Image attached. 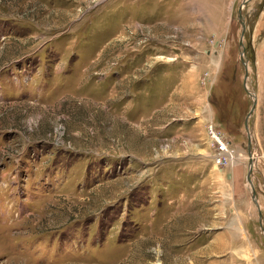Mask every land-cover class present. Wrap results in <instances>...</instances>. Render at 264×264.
I'll list each match as a JSON object with an SVG mask.
<instances>
[{
	"label": "rangeland",
	"instance_id": "374dc122",
	"mask_svg": "<svg viewBox=\"0 0 264 264\" xmlns=\"http://www.w3.org/2000/svg\"><path fill=\"white\" fill-rule=\"evenodd\" d=\"M244 2L0 0V264H264Z\"/></svg>",
	"mask_w": 264,
	"mask_h": 264
},
{
	"label": "water",
	"instance_id": "95a60500",
	"mask_svg": "<svg viewBox=\"0 0 264 264\" xmlns=\"http://www.w3.org/2000/svg\"><path fill=\"white\" fill-rule=\"evenodd\" d=\"M249 1H250V0H245L243 6L240 8L241 10H240L239 18H240V22H241L242 27L244 28V30H245V23H244L243 15L241 14V12L243 11L242 8H243L245 5H247ZM243 36H244V34H243ZM240 44L242 45V40H241ZM246 80H247V77L245 78V82H244V85H245V86H246ZM246 89L248 90V86H246ZM254 109H255V107L252 108L250 114L248 115V117H247V119H246V121H245L246 130H247L248 132H249L248 120H249V118H250V115L253 113ZM249 144H250V150H249V152H250V155H252L251 139H250V137H249ZM250 163H251V162H250ZM251 165H252V163H251ZM250 167H251V166H250ZM251 175H252V168L250 169V174H249V176H248V182H251V180H250ZM251 183H252V182H251ZM252 199H253L254 202H256V200H257V193H256V190H255L254 188H253V196H252ZM259 219H260V221H261V224L263 225V215H262V213H261V210H259Z\"/></svg>",
	"mask_w": 264,
	"mask_h": 264
},
{
	"label": "built area",
	"instance_id": "2783aa9c",
	"mask_svg": "<svg viewBox=\"0 0 264 264\" xmlns=\"http://www.w3.org/2000/svg\"><path fill=\"white\" fill-rule=\"evenodd\" d=\"M209 133L211 135V137L215 140V142L219 145H222V147L219 148V151H218V154H215L213 156L214 159H216L217 161H219V163L221 162V159L222 158H225L227 157V148L225 147V145H223L222 143H220L218 141L219 139V134L218 132L216 131L215 127L214 126H211L210 129H209ZM227 160V159H226ZM228 162V160H227Z\"/></svg>",
	"mask_w": 264,
	"mask_h": 264
},
{
	"label": "crops",
	"instance_id": "0c3cea01",
	"mask_svg": "<svg viewBox=\"0 0 264 264\" xmlns=\"http://www.w3.org/2000/svg\"><path fill=\"white\" fill-rule=\"evenodd\" d=\"M263 28H264V26H263ZM142 95H144V94H142ZM147 98H149V97H147ZM146 99V98H145ZM173 101H174V91L172 92V94H171V103H173Z\"/></svg>",
	"mask_w": 264,
	"mask_h": 264
},
{
	"label": "bare ground",
	"instance_id": "6f19581e",
	"mask_svg": "<svg viewBox=\"0 0 264 264\" xmlns=\"http://www.w3.org/2000/svg\"><path fill=\"white\" fill-rule=\"evenodd\" d=\"M261 56H262V54H261ZM262 61H263V57H262ZM262 61H261V64H262ZM248 86V85H247ZM248 92L249 93H251L250 91H249V86H248ZM232 158H234V157H232ZM232 160V159H231ZM231 162V161H230ZM228 164H229V161H228ZM231 164V163H230ZM253 168V167H252ZM256 203L258 204V202H257V200H256ZM259 205V204H258Z\"/></svg>",
	"mask_w": 264,
	"mask_h": 264
}]
</instances>
